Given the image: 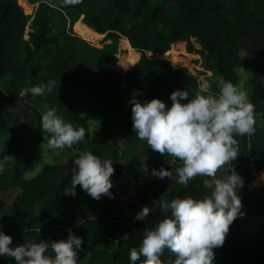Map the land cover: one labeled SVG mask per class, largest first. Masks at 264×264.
Segmentation results:
<instances>
[{"label":"trees","instance_id":"obj_1","mask_svg":"<svg viewBox=\"0 0 264 264\" xmlns=\"http://www.w3.org/2000/svg\"><path fill=\"white\" fill-rule=\"evenodd\" d=\"M60 6L65 8L63 0ZM67 13L68 17L48 3L39 2L31 19L29 38L24 39L29 16L16 0H0L1 102L21 101L39 123L45 111L56 108L63 120L86 131L82 141L68 148L64 163H46L27 178L24 174L30 167L35 144L44 135L0 103V231L12 237L15 247L24 243L25 237L34 242L67 239L70 228L83 239L78 264H132L130 250L139 249L145 228L153 229L170 215L152 206L146 220L134 219L146 206L151 190H165L166 178L153 175L136 188L132 198L122 201L112 193L118 184L111 177L112 196L103 195L97 200L79 185L73 188L74 161L81 152L91 151L101 159L113 161L114 174L120 171L118 141L137 137L130 103L133 97L142 103L159 98L171 107L170 97L177 89L186 90L192 99L197 93H218L220 77L236 85V67L246 62L242 51L264 56V0H81L69 6ZM72 24L76 30L84 26L94 35L106 32L105 39L110 41L97 47L72 31ZM119 35L126 37L124 48L129 46L130 55H120L117 63L126 68L132 66L126 71L114 67ZM192 38L200 48L194 46ZM182 41L186 42L187 51L201 55L204 67L211 71L208 92L198 87L196 77L186 67L172 68L167 59L145 54H165L171 43ZM135 49L142 53L133 62L138 55ZM250 72V102L258 120L254 134L236 137L237 159L249 155L253 158L252 163L244 164V180L264 168V59L253 63ZM49 81L54 82L53 90L44 96L26 91ZM77 91L100 95L110 111L117 108L120 99L125 100L128 131H117L109 115L90 132L87 116L78 111L74 96ZM166 159V155L156 153L151 159L152 169H170ZM14 187L17 192L6 200L4 194ZM209 194L203 178L197 176L186 187L173 183L163 198L200 199ZM239 196L242 203L249 204L264 198ZM37 203L41 204L40 210L35 208ZM247 213L245 218L257 214L251 210ZM241 222L238 216L230 225L223 246L213 249V264H264V224L252 232L241 228ZM46 254L52 253L49 250ZM175 258L167 249L160 256L163 264H173ZM143 259L136 264H142ZM0 264L16 262L0 256Z\"/></svg>","mask_w":264,"mask_h":264},{"label":"clouds","instance_id":"obj_2","mask_svg":"<svg viewBox=\"0 0 264 264\" xmlns=\"http://www.w3.org/2000/svg\"><path fill=\"white\" fill-rule=\"evenodd\" d=\"M81 0H63L65 7ZM54 82L31 87L33 96H44L53 90ZM218 93H197L192 99L186 90L172 92L171 107L159 99L132 104L133 130L141 141L161 155L178 159L180 166L173 171L161 167L152 174L159 179L172 178L174 183L187 186L197 176L209 177V195L197 199L191 196L167 200L163 195L154 203L170 213L153 229L145 228L139 249L130 250L132 264L144 257L142 264H163L160 256L167 249L175 255L173 264H213L214 248L222 247L230 225L242 215V200L238 190L242 177L234 171L217 178L226 164L239 156L236 137L254 134V105L247 93L223 77L217 80ZM187 101V102H184ZM47 107V106H45ZM40 126L51 149L71 148L86 135L83 127H74L57 115L56 108L42 114ZM8 157L4 158L6 163ZM71 184L79 185L93 199L112 196L113 161L101 159L91 151H83L75 159ZM3 163H0V171ZM151 207L144 206L134 217L146 220ZM67 239L26 240L15 247L12 237L0 231V256L14 258L16 264H78L83 239L68 229ZM50 252L51 255L46 254Z\"/></svg>","mask_w":264,"mask_h":264},{"label":"rangeland","instance_id":"obj_3","mask_svg":"<svg viewBox=\"0 0 264 264\" xmlns=\"http://www.w3.org/2000/svg\"><path fill=\"white\" fill-rule=\"evenodd\" d=\"M17 3L21 6L23 12L27 14L28 20L23 30L22 37L24 39L29 38V32L31 31V19L33 17L34 11L39 2L44 1L49 5L57 8L62 11L66 17H68L67 9L69 6L63 8L60 6L62 0H16ZM81 20H82V16ZM69 25V23H67ZM86 24V23H85ZM89 26V25H88ZM90 27V26H89ZM92 28V27H91ZM72 31L79 34L81 37L85 38L87 41L92 43L97 47H101L104 42L110 41V39H105L106 32H99L100 34H92L89 32L86 27H82V30L78 31L71 25ZM93 29V28H92ZM94 30V29H93ZM96 31V30H95ZM98 32V31H97ZM123 39V41H122ZM117 48L115 54L117 56V61L114 67L116 69H121L122 71H126L127 69L123 67L122 64H117L119 61V56L123 55L125 52L129 53L128 48H124L126 37L124 35H119L117 39ZM193 44L196 48H200V45L193 38ZM122 41V42H121ZM138 53L136 57L133 58V62H136L141 55V51L135 49ZM145 54L152 57H163L167 59L172 66V68L177 67H186L188 72L196 77V82L198 87L204 91L208 92V84L209 77L211 75V71L207 70L203 65V59L199 53L189 52L186 49V42H178L171 43L170 48L165 54L153 53L151 51H145ZM242 54L246 58V62L236 67L237 71V82L236 86L247 93L249 101L252 100V86L250 83L251 72L250 67L253 63L257 61H261L264 59V56L252 55L245 51H242ZM263 58V59H262ZM263 88H264V79H263ZM90 90V88L88 89ZM264 92V90H263ZM74 96L77 101L78 111L82 114H85L88 118L89 129L90 132L96 128L99 123H101L104 118L107 116H111L113 118V126L119 132H127L128 131V113L126 109L125 100L120 99V102L116 109L110 111L107 107H105L100 95H97L93 92L86 91H77L74 93ZM262 103L264 104V95L262 98ZM7 107H10L18 114L19 118L26 122L29 126L42 135H44L40 123L36 119L35 114L28 109L21 101L8 100L1 102ZM255 121L258 119L256 117ZM65 122H68L64 120ZM118 147L121 152V169L118 173L113 174L111 177L118 184V188L112 193L118 199H122V201L129 200L135 193L136 188L143 184L147 179L153 177L152 174V163L151 159L156 154L153 152L146 141H141L138 137H135L131 141H126L125 139H121L118 141ZM68 148L64 149H51L48 147L47 142L45 141V136L40 141L35 144L32 159L30 162V167L28 171L24 174L25 177L29 178L34 175L44 164L51 162L64 163L65 159L68 155ZM166 160L170 164V169L173 171V175L175 176L174 169L177 166H180V161L178 159H173L166 155ZM252 155L246 157V159H236V161H231L226 164L222 169H220L217 173V178H222L223 175L231 174L232 171L235 170L242 179H243V187L238 190L239 195L244 196H263L264 197V168L253 172L251 179L244 180L243 171L245 162L252 163ZM203 178L204 184L206 185V181L211 183L209 177ZM174 183V179L167 178L165 179V190L161 193H157L156 190H151L149 198L145 202L146 206L152 207L154 203L161 198V196L165 195L169 187ZM207 186V185H206ZM209 192L211 193L212 188L207 186ZM17 188H12L4 194L6 200H11L13 195L17 192ZM41 204H36V210H40L39 207ZM248 210L252 212H256L257 214L253 218H245L247 216ZM240 218L242 222L240 223L241 228H247L250 231H256L262 224H264V198L261 202H255L254 204L242 203Z\"/></svg>","mask_w":264,"mask_h":264},{"label":"bare ground","instance_id":"obj_4","mask_svg":"<svg viewBox=\"0 0 264 264\" xmlns=\"http://www.w3.org/2000/svg\"><path fill=\"white\" fill-rule=\"evenodd\" d=\"M178 43V42H177Z\"/></svg>","mask_w":264,"mask_h":264}]
</instances>
